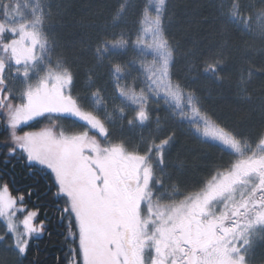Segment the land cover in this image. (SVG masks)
<instances>
[{"label":"snow or ice","instance_id":"snow-or-ice-1","mask_svg":"<svg viewBox=\"0 0 264 264\" xmlns=\"http://www.w3.org/2000/svg\"><path fill=\"white\" fill-rule=\"evenodd\" d=\"M247 7H252L256 16L255 29L252 17L244 15ZM124 10L121 5L118 15ZM224 11L264 40V0L258 8L232 0ZM166 13V0H151V6L145 5L140 13L144 17L142 30L122 39L100 36L95 47L97 62L113 49L132 47L141 49V54L148 49L152 60L146 69L150 73L147 79L158 85L170 77L175 48L167 36ZM2 15L0 117L9 131V154L20 151L28 161L50 170L58 189L55 194L66 198L63 211L74 219V235H78V251L70 264H249L252 237L264 228V102L254 135H241L217 118L219 127L213 137L235 154L234 160L203 180L194 192L172 200L156 188L164 187L157 166L164 167L162 149L175 133L157 142L154 130L161 127L160 117L153 115L151 96L162 91L178 98L184 86L178 82L137 94L132 85L121 84L124 76L137 70L135 59L110 62L117 77L112 81V94L118 106L103 114L98 109L85 110L79 94L72 92L75 66L59 56V62L53 60L57 42L44 30L46 18L39 5L30 19H17L21 16L18 6L10 9L7 3L2 5ZM248 51L244 49V53ZM227 60L222 44L209 53L204 71L215 72ZM217 79L225 78L217 75ZM238 83L241 99L251 100L246 78L241 76ZM100 91L91 92V96L99 100ZM202 102L194 91L188 95L189 107L197 116L200 109L196 106ZM62 119L81 123L83 130L69 133L60 126ZM116 119V129L141 127L134 143L123 134L112 135ZM29 122L41 126L33 128ZM21 125H29V130ZM17 199L22 202L23 193L13 196L4 182L0 186V216L7 218L8 230L14 234L13 246L23 257L31 235L43 231V222L34 226L38 212L16 209ZM17 210L27 213L22 232L11 219Z\"/></svg>","mask_w":264,"mask_h":264},{"label":"trees","instance_id":"trees-1","mask_svg":"<svg viewBox=\"0 0 264 264\" xmlns=\"http://www.w3.org/2000/svg\"><path fill=\"white\" fill-rule=\"evenodd\" d=\"M166 2L167 36L175 48L171 82L182 84L185 94L194 91L202 98L203 102L197 108L217 127L219 118L241 135H254V129L260 126V107L264 102V40L252 35L242 22L226 14L224 10L232 0ZM240 3L257 8L261 6V0H240ZM19 4L26 9L27 19L32 18L37 5L43 10L46 18L44 30L57 42L53 60L59 62L56 61L59 56L75 66L76 79L72 92L79 94L78 99L85 110L98 109L103 114L111 113L114 105L118 106L112 94V81L117 77L111 72L110 62L134 58L136 63L133 67L137 70L124 76L121 84L132 85L137 93L146 87L140 68L144 56L139 49H113L97 62L95 47L100 36L122 39L139 31L144 18L140 13L150 0H22ZM121 5L125 6V10L118 15ZM244 15L252 17L250 23L255 29L257 19L253 8L247 7ZM222 44L228 55L227 62L215 72L204 71L209 53ZM245 48L249 49L247 53H244ZM39 68L43 70L42 65ZM217 75L225 79L220 81ZM241 76L246 78L251 100L241 99L238 83ZM15 84L19 87V79ZM97 89H102L99 100L91 96V92ZM151 101L153 115L160 117L161 127L154 130L157 142L175 133L170 144L162 149L164 167L157 166V172L158 176L162 175L164 187L157 186L156 191L165 192L172 200H179L194 192L203 180L217 170L226 167L234 160L235 154L198 136L161 100L151 97ZM59 123L69 133L83 130L82 124L74 120L62 119ZM118 123L116 119L112 124L115 129L112 135L118 137L123 134L134 143L141 127L116 129ZM29 124L33 128L41 126L35 122ZM21 129L29 130V125ZM8 136L0 117V143H4L0 144V185L7 182L13 196L19 197L23 193V201L18 199L19 203L28 210L38 212L36 222H43V234L36 245L29 243L27 254L21 257L13 246L12 235L0 218V237H3L0 239V264H69L73 258L71 251L78 250L76 238L68 236V228L74 226V221L63 211L62 196L55 194L58 189L50 173L28 164L20 151L9 154ZM250 255L251 264H264V239Z\"/></svg>","mask_w":264,"mask_h":264},{"label":"rangeland","instance_id":"rangeland-1","mask_svg":"<svg viewBox=\"0 0 264 264\" xmlns=\"http://www.w3.org/2000/svg\"><path fill=\"white\" fill-rule=\"evenodd\" d=\"M21 1H19V0H0V7H1V9H0V17H1V19L3 18V15H2V5L5 4V3H7L9 5V8L10 9L18 6L19 11L21 13V16L20 17H17V19H27V13H26L27 11H26V9L19 4V2H21ZM149 6H151V0H150ZM151 14L154 15V9L152 10V13ZM143 27H144V25L141 23L140 30H142ZM5 35H7V34H5ZM139 51H140V54H141V51L142 50L139 49ZM141 55L144 56V60L140 63V66L141 65L144 66V68L141 69V71H142V74H143V80L146 83V87H144L143 90H146V89H149V88H153V87H157V86L160 87V88H162V87H164L165 85H168V84L174 85L171 82L170 77L166 78L165 80H163L162 82H160L158 85L152 84L147 79V77L150 75V73L146 71L147 67L150 65L151 60H152L151 50L143 49V54H141ZM157 79L159 80V78H157ZM140 93H137V94H140ZM151 97H153L156 100H161L163 103H165L169 108H171V110L173 112H175L177 114V116L181 120L187 122L190 125L191 129L198 136H200L201 138L206 139L208 141H211V142H214V143H217V144L221 145L213 137V133H214L215 129L217 128V126L215 124H213L209 119H207L204 115H202L201 112H199V116H197L193 112L192 108L189 107L188 95L185 94L183 91L180 92V94L178 95V98H174V97H171V96H165L164 92H162V91L159 92L158 95L152 94ZM29 123H31V122H29ZM24 126H26V125H21L20 128H22ZM5 127L7 128L6 124H5ZM7 130H8V128H7ZM8 135H9V131H8ZM0 144H4V143H0ZM8 144L10 145L9 142H8ZM222 147L225 148L228 151H231L230 149H228V148H226L224 146H222ZM24 157L26 158L25 155H24ZM26 161H27L28 164H30V165H32L34 167L43 169L46 172L50 173V170H48L44 166H41V165H39V164H37L36 162H33V161H28L27 158H26ZM50 175H51V173H50ZM60 196H62V199H63V208H65L66 207V203H65L66 198L63 195H60ZM21 208H25V207L22 204H20L19 203V200L17 199L16 209H21ZM31 211H34V210H31ZM26 214H27L26 211H19V210H17V211H15V214L11 217L12 221L17 225V227L19 229V232H22L23 231L22 219H23V216L26 215ZM36 217H34V219H33V225L36 226V227H40L41 226V223H37L36 222ZM0 218L4 222V224L6 226V229L8 230V227H7V223H8L7 218L4 217V216H0ZM73 221H74V219H73ZM74 227H75V221H74V226L72 225L71 229H70V227L68 228V230H69L68 231V233H69L68 236L71 239H73L75 237L76 238L77 245H78V235H74V233H76L77 230ZM8 232L12 235L13 242H14V234L12 232H10L9 230H8ZM19 232H17L16 235H18ZM42 234H43V231L42 232H39V233H33L31 235V237H30V242L31 243H35V245H36L38 243L37 242V239L39 237H41ZM263 239H264V228L257 229L256 235H254L252 237L253 245H252V247L250 249H248V261H249V264H251V261H250V257H251L250 252L254 248H256L258 246V244ZM77 249H78V247H77ZM76 251H78V250H76ZM76 251L75 250H72L71 251V254L73 255V253L76 252ZM73 258L71 259V261L73 260Z\"/></svg>","mask_w":264,"mask_h":264}]
</instances>
